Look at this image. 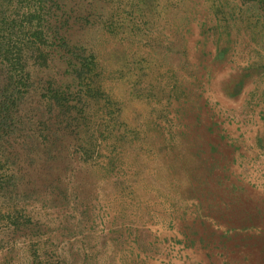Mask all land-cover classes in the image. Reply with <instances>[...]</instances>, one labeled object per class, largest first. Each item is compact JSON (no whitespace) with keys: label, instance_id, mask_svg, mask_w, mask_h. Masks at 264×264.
<instances>
[{"label":"rangeland","instance_id":"1","mask_svg":"<svg viewBox=\"0 0 264 264\" xmlns=\"http://www.w3.org/2000/svg\"><path fill=\"white\" fill-rule=\"evenodd\" d=\"M140 1L54 0L70 43L100 57L128 130L116 153L103 143L89 172L68 173L76 188L23 201L36 231L13 239L0 228V264H30L29 248L50 238L63 264H264V69L244 75L264 58L257 7ZM131 5L145 11L132 32ZM111 14L115 33L101 24ZM84 207L98 218L69 234Z\"/></svg>","mask_w":264,"mask_h":264},{"label":"trees","instance_id":"2","mask_svg":"<svg viewBox=\"0 0 264 264\" xmlns=\"http://www.w3.org/2000/svg\"><path fill=\"white\" fill-rule=\"evenodd\" d=\"M241 1L257 7L259 19L251 21L254 29L264 26V0ZM59 9L54 0H0V228H6L13 239L26 228L32 230L31 225L37 226L22 205L24 200L36 197L44 188L55 189L53 198H58L60 188H76L75 182L65 184L68 173L72 170L75 177L89 172L98 162L103 143L112 144L110 152L116 153L128 130L121 120L119 100L104 85L100 57L70 43ZM216 9L220 25L227 15L226 6ZM144 12L139 6L130 11V32ZM116 17L111 14L101 23L103 29L115 33L121 22ZM259 34L262 32H253V37L257 39ZM261 61L244 70V75L261 72L264 58ZM261 114L264 116L263 111ZM18 138L24 141L15 149L12 143ZM263 143L258 138L262 151ZM113 164L110 161V168L101 175L108 179L114 174ZM32 184L36 191L26 189ZM62 197L68 200L65 192ZM87 210H78L82 218L69 234L77 236L84 224L96 221L98 215L91 218ZM52 239L47 245L37 243L29 248L30 264H63L48 248Z\"/></svg>","mask_w":264,"mask_h":264}]
</instances>
